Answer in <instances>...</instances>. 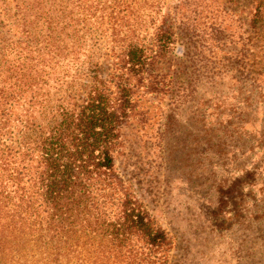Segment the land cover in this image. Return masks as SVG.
I'll list each match as a JSON object with an SVG mask.
<instances>
[{
    "label": "trees",
    "instance_id": "obj_1",
    "mask_svg": "<svg viewBox=\"0 0 264 264\" xmlns=\"http://www.w3.org/2000/svg\"><path fill=\"white\" fill-rule=\"evenodd\" d=\"M185 1L0 0V264L167 263L170 239L114 154L141 91L176 85L157 77L175 25L193 31ZM263 7L232 68L251 83L264 76Z\"/></svg>",
    "mask_w": 264,
    "mask_h": 264
},
{
    "label": "rangeland",
    "instance_id": "obj_2",
    "mask_svg": "<svg viewBox=\"0 0 264 264\" xmlns=\"http://www.w3.org/2000/svg\"><path fill=\"white\" fill-rule=\"evenodd\" d=\"M257 3L185 1L192 50L177 23L157 77L176 85L142 90L120 129L115 169L167 233L166 264H264V76L251 83L232 69L239 37L256 42Z\"/></svg>",
    "mask_w": 264,
    "mask_h": 264
}]
</instances>
